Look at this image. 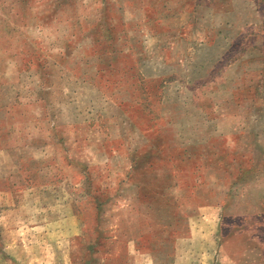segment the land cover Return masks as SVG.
Masks as SVG:
<instances>
[{"label":"rangeland","instance_id":"obj_1","mask_svg":"<svg viewBox=\"0 0 264 264\" xmlns=\"http://www.w3.org/2000/svg\"><path fill=\"white\" fill-rule=\"evenodd\" d=\"M252 156L264 0H0V264H214V221L264 247V212L200 206L259 197Z\"/></svg>","mask_w":264,"mask_h":264},{"label":"crops","instance_id":"obj_2","mask_svg":"<svg viewBox=\"0 0 264 264\" xmlns=\"http://www.w3.org/2000/svg\"><path fill=\"white\" fill-rule=\"evenodd\" d=\"M264 160V159H263ZM248 163L247 167V176L244 179L255 180L259 181L256 186L259 187L255 195L260 197V193L264 195V165L259 164V159L252 156L250 159L246 160ZM228 174L227 172H224ZM218 175H221L218 173ZM251 178V179H250ZM219 180V179H218ZM220 189L218 190V196L221 197L220 200H217L216 203H205L201 204L202 209L214 208L216 212V216H225L226 213L228 214H239V213H256V212H264V199H260L259 197H250L247 200L245 198L236 199V194L234 191L227 192L226 191V184H219ZM233 184H229L228 188L232 189ZM223 187V188H221ZM257 189V188H256ZM255 189V190H256ZM263 190V192H262ZM222 195V196H221ZM264 198V197H263ZM236 205L240 206L241 208L235 211L227 210L228 207L234 208ZM203 213V211H202ZM215 214V213H214ZM202 224H206L201 219ZM197 232L194 233L195 235L192 236H200L201 241H205L207 239V235L203 232V229H208L207 226L203 227L201 230H198L199 226H194ZM213 233H214V240H216L218 254L215 256L213 255L212 261H215L214 264H228L232 262V264H239L237 261L242 262L241 264H262L264 263V247L261 245L259 240L254 234H251L249 238L244 239L241 237L242 233H236L238 236L233 237H225L221 232L223 228V222H213ZM193 229V228H192ZM191 236V238H192ZM234 240H238L236 244L240 245V248L237 249V252H233L234 250L228 249L229 242ZM206 243V242H205ZM209 258V256H208ZM177 260V253H175V258L173 264H178ZM192 260V258H191ZM190 260V261H191ZM202 261V258H201ZM208 260L206 261L207 264ZM154 263V261H153ZM213 263V262H212ZM201 264V263H199Z\"/></svg>","mask_w":264,"mask_h":264}]
</instances>
